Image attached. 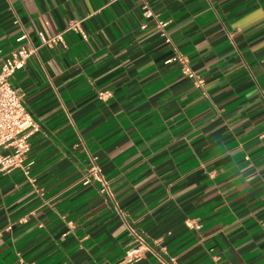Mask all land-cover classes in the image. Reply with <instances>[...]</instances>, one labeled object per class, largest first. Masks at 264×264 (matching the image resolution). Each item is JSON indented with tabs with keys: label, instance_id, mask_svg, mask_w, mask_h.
Returning a JSON list of instances; mask_svg holds the SVG:
<instances>
[{
	"label": "crops",
	"instance_id": "1",
	"mask_svg": "<svg viewBox=\"0 0 264 264\" xmlns=\"http://www.w3.org/2000/svg\"><path fill=\"white\" fill-rule=\"evenodd\" d=\"M39 32L0 264H264V0H0L3 55Z\"/></svg>",
	"mask_w": 264,
	"mask_h": 264
},
{
	"label": "built area",
	"instance_id": "2",
	"mask_svg": "<svg viewBox=\"0 0 264 264\" xmlns=\"http://www.w3.org/2000/svg\"><path fill=\"white\" fill-rule=\"evenodd\" d=\"M143 15L150 17L152 15L148 6H145ZM157 24L164 27L166 22L158 20ZM66 30L79 32L85 38V34L79 26V21H72L68 24ZM39 45L35 46L27 40L25 34H19L16 38V45L12 52L3 55L0 50V171L8 172L15 168L22 167V161L30 148L29 136L37 130V124L33 121L27 112L22 99V94L10 83V77L19 69H22L29 57L36 53L39 46L51 45L56 42L58 37L45 36L39 32ZM171 59L166 60V62ZM182 69L189 77L196 79V83L202 84L203 80L193 72L183 60ZM25 174L30 182L34 181L25 170ZM83 182L87 183L90 177L105 184V179L97 166H92ZM138 256L137 249H130L127 252L129 260Z\"/></svg>",
	"mask_w": 264,
	"mask_h": 264
}]
</instances>
